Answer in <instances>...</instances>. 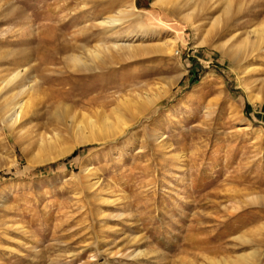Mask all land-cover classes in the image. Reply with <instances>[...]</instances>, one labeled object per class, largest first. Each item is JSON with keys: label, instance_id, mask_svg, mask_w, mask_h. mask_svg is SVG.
Returning a JSON list of instances; mask_svg holds the SVG:
<instances>
[{"label": "rangeland", "instance_id": "obj_1", "mask_svg": "<svg viewBox=\"0 0 264 264\" xmlns=\"http://www.w3.org/2000/svg\"><path fill=\"white\" fill-rule=\"evenodd\" d=\"M263 27L264 0H0V84H35L0 94V264H264V44L236 48ZM118 105L127 132L81 145Z\"/></svg>", "mask_w": 264, "mask_h": 264}, {"label": "bare ground", "instance_id": "obj_2", "mask_svg": "<svg viewBox=\"0 0 264 264\" xmlns=\"http://www.w3.org/2000/svg\"><path fill=\"white\" fill-rule=\"evenodd\" d=\"M162 1L163 0H156V3H161ZM128 8H130V10H123V11L120 12L119 15L111 16L109 14L110 16L102 18V20L100 21L101 25L102 24L103 25H110V26H113V27L117 26V25H122L124 23L125 19H127V18H129L131 16L135 17V16L138 15V13H139L138 11L139 10L137 9L136 5L132 4ZM192 14L193 13L184 14V18H185V20L187 22H192V17H193ZM219 21H220V19H219ZM215 22L217 24V21H215ZM141 28H146V27L144 25H141ZM252 32H254V34L256 33V39L253 40L252 38H250V36H246V38L244 37L245 40H244V42L241 45L238 46L236 44L237 45L236 48H238V50L241 51V50H243V48H247L250 51H254L257 48L263 49L264 27L260 28V29H254ZM144 35H143V37H146ZM178 38H179L178 35H175V36L171 37L167 41H160L159 40L160 42L157 41L158 44H155V46H157V47L159 46V47L164 48V49L170 48V47L176 45V43L178 42ZM233 39H234V37H233ZM203 42L204 41H202V43ZM119 44L120 43L117 41V42H115L113 47L114 48H118ZM129 47L133 48V46H129ZM232 47H234V46H231L230 48L232 49ZM247 49H244V54L247 52V51L245 52V50H247ZM104 51L105 52H110V47L108 46V47H103L102 48L101 46H97L95 49L87 50V53L89 54L90 58L94 61V60L99 59L102 56H104L103 55ZM240 51H239V53H240ZM246 56H247V54H246ZM91 59H89V60H91ZM69 60L71 62H73L74 65L75 64H79V63H81V64H83V63L86 64L87 63L85 58L83 59V57H80V56H78L76 54L75 55H70L69 56ZM245 67H246V69H245L246 72L251 71V66H248V67L245 66ZM25 72H26L25 68L24 69H18V70L14 71V72H11V74H9L8 76H5L6 78L4 77L5 79L0 84V94L3 92V90H7V89H9L11 87L15 88L19 84V85H21L20 86L21 90H20V93H19L20 96L24 95L25 93L28 94V95H33L32 93H33V89H34V85L35 84H29L28 81H27L28 84H25L24 82H22L23 79H24V76H25ZM163 93H164V95L166 94V92H163ZM10 94H13V93H10ZM147 96H148L149 100L154 104L155 96H151V95H147ZM4 99H6V98H4ZM30 100H31V97H30ZM129 101H130L129 98L123 99L121 101V104L126 107V106L129 105ZM32 106H33V102L32 101H28V100H25V99H22V100L19 99L14 104V106L12 108V110H13L12 113L9 115V117L5 118V119H8V122H9L8 126H14V125L18 124L19 122H21L23 120V118L26 116L27 112L30 111ZM113 112L117 114V121L116 122L109 121L108 116L106 114H104L103 117H102V122L99 123V124L95 123L92 119L88 121L87 125H84L83 123H80L78 129L79 130H83L82 139H81V143L80 144L83 145V144L92 143V142H95V141H100V140H103V139H105V141H106L107 139H113V138L118 137L121 134L126 133L127 130L129 129V127H131L132 124L134 123V120L126 119L124 117V115L121 113V106L120 105L114 107ZM151 133H152L151 137H152L153 140H158V138L162 137V135H163L161 133H153V132H151ZM71 151H73V147H69V148L65 147L64 149L59 151V153H58L59 155L58 156L59 157H63L64 155H66L67 153H69ZM178 157L180 158L182 156L178 155ZM84 184H85V188L87 190H93V189L97 188L101 184V181H100V179L98 177L89 178L87 176V180H85Z\"/></svg>", "mask_w": 264, "mask_h": 264}]
</instances>
